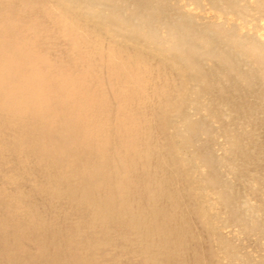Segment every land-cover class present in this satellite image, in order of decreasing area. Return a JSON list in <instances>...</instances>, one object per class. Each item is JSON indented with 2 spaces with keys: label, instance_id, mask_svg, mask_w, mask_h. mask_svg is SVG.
I'll return each mask as SVG.
<instances>
[{
  "label": "bare ground",
  "instance_id": "1",
  "mask_svg": "<svg viewBox=\"0 0 264 264\" xmlns=\"http://www.w3.org/2000/svg\"><path fill=\"white\" fill-rule=\"evenodd\" d=\"M0 264H264V0H0Z\"/></svg>",
  "mask_w": 264,
  "mask_h": 264
}]
</instances>
